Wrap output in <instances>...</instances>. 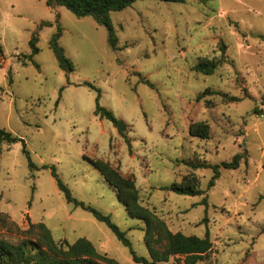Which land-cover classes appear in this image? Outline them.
Here are the masks:
<instances>
[{
    "label": "rangeland",
    "instance_id": "1",
    "mask_svg": "<svg viewBox=\"0 0 264 264\" xmlns=\"http://www.w3.org/2000/svg\"><path fill=\"white\" fill-rule=\"evenodd\" d=\"M45 1L0 0V128L24 142L36 167L29 169L21 142L0 144V240L35 242L31 226L42 223L55 242L84 238L118 264H136L102 223L65 201L53 167L77 201L110 216L149 259L144 222L127 215L91 159L130 180L138 204L171 233L207 232L212 248L195 264H264V0H138L109 12L114 50L104 26ZM42 22L50 26L35 33L36 66L22 65ZM57 29L71 72L59 69L49 47ZM203 59L225 62L202 75L193 67ZM95 90L100 106L125 123L130 147L94 115ZM196 123L208 126L207 139L189 134ZM241 153L238 168L220 169L208 186L213 172L200 165ZM172 183L202 194L162 189Z\"/></svg>",
    "mask_w": 264,
    "mask_h": 264
},
{
    "label": "trees",
    "instance_id": "2",
    "mask_svg": "<svg viewBox=\"0 0 264 264\" xmlns=\"http://www.w3.org/2000/svg\"><path fill=\"white\" fill-rule=\"evenodd\" d=\"M136 1L138 0H46L45 5L49 8L52 6L63 7L76 18L91 17L97 24L102 25L107 29L108 45L114 50L116 46V38L110 24L109 12L121 11L130 7ZM154 1L176 3L182 2L183 0ZM48 26H50L49 22H42L37 26L36 31L29 40L30 54L28 56H23V60L21 61L22 65L31 62L36 66L31 59L38 53L35 33L40 27ZM59 36L60 32L57 29L49 41V47L56 58L59 69L65 72H71L73 66L65 57L62 48L57 43ZM2 56L3 51L0 45V57ZM224 62L225 60L203 59L193 67V71L202 75H211ZM7 79L8 82L11 83V69L7 70ZM147 85L151 86L150 84ZM218 95L228 102H238L240 100L236 97H228L226 94ZM94 102V115L102 120L110 122L118 135L121 136L126 145L130 147L129 141L125 136V123L121 119L116 118L109 110L100 106L98 91H96ZM188 132L193 137L200 139L208 138V126L205 123L191 124ZM18 141L22 144V153L25 155L29 169L36 170L35 165L30 159L29 153L25 149L24 142L0 128V144L5 143L6 145H12ZM242 159L244 160V154L241 153L234 155L228 162H221L217 165H200V167L209 168L213 172V176L211 177L208 186H212L214 181L218 178L220 169L234 170L238 168ZM88 162L100 174L104 182L115 189L117 199L124 206L127 215L130 218L144 222L146 226L144 244L148 251L149 259L139 257L135 254L131 248L130 242L125 237V233L118 229V227L111 221L110 216L104 215L92 207L86 206L77 201L71 195L69 189L61 182L53 167L49 168L50 175L54 180L57 190L62 193L65 201L72 204L74 207L86 211L93 219L102 223L123 247L128 248L129 255L134 263L159 264L161 262H167L169 257L178 256L183 257V264H195L209 253L212 244L207 232L203 238L186 236L179 232L171 233L166 229L162 222L158 221L147 209L138 204L136 190L130 180L119 175L116 170L112 169L107 163L102 162L101 160L88 159ZM162 189L176 195L188 197L202 194L200 190L192 185L172 183ZM204 203L205 202L203 201V204ZM33 227L37 230V238L35 242L22 240L19 244L13 245L0 240V264H118L113 259L108 258L105 254L98 253L93 245L84 238H80L72 244H68L66 241L55 242L52 239L49 230L42 223L31 226V228ZM155 231L158 232L157 238L154 237ZM156 245L162 246V249H157Z\"/></svg>",
    "mask_w": 264,
    "mask_h": 264
}]
</instances>
